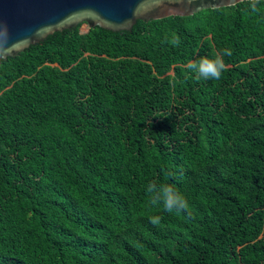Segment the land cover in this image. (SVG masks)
I'll use <instances>...</instances> for the list:
<instances>
[{"label":"trees","instance_id":"16d2710c","mask_svg":"<svg viewBox=\"0 0 264 264\" xmlns=\"http://www.w3.org/2000/svg\"><path fill=\"white\" fill-rule=\"evenodd\" d=\"M257 7L82 23L1 59L0 264H264ZM221 49V79L186 71ZM149 183L189 208L152 206Z\"/></svg>","mask_w":264,"mask_h":264},{"label":"water","instance_id":"95a60500","mask_svg":"<svg viewBox=\"0 0 264 264\" xmlns=\"http://www.w3.org/2000/svg\"><path fill=\"white\" fill-rule=\"evenodd\" d=\"M236 4L232 0H0V60L82 23L89 29L130 31L135 21L188 17Z\"/></svg>","mask_w":264,"mask_h":264},{"label":"clouds","instance_id":"9594fccd","mask_svg":"<svg viewBox=\"0 0 264 264\" xmlns=\"http://www.w3.org/2000/svg\"><path fill=\"white\" fill-rule=\"evenodd\" d=\"M234 3H239L241 0H232ZM262 0H247L248 11L255 13L258 11V5ZM174 46H179L180 39L178 36H173L170 41ZM232 52L229 49H221L216 53L214 58H201L199 60L189 61L186 64V71L194 74L198 80H219L222 74L227 70V65L224 62L225 56H231ZM149 194V203L152 206H162L163 210L168 213H181L189 208V203L186 197L170 184L149 183L146 187ZM161 220L160 216L149 217V222L158 224Z\"/></svg>","mask_w":264,"mask_h":264},{"label":"rangeland","instance_id":"374dc122","mask_svg":"<svg viewBox=\"0 0 264 264\" xmlns=\"http://www.w3.org/2000/svg\"><path fill=\"white\" fill-rule=\"evenodd\" d=\"M81 28H83V26H81Z\"/></svg>","mask_w":264,"mask_h":264}]
</instances>
